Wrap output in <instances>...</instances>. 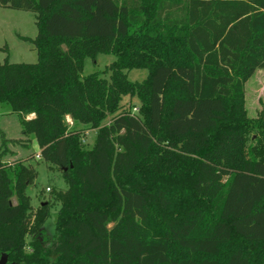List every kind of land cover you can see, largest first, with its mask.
<instances>
[{"label":"trees","instance_id":"16d2710c","mask_svg":"<svg viewBox=\"0 0 264 264\" xmlns=\"http://www.w3.org/2000/svg\"><path fill=\"white\" fill-rule=\"evenodd\" d=\"M0 8L34 13L38 28L34 39L18 35L34 45L36 63L0 62V104L68 186L57 194L58 235L44 238L50 205L33 216L27 194L36 154L7 164L13 141L2 138L0 259L264 264V116L254 124L244 107L246 82L264 70V0H0ZM101 54L116 58L110 78L83 76L86 59ZM132 69L149 74L133 82ZM125 96L139 99L136 112L122 109ZM68 117L97 130L91 149ZM253 128L262 138L249 146Z\"/></svg>","mask_w":264,"mask_h":264},{"label":"rangeland","instance_id":"374dc122","mask_svg":"<svg viewBox=\"0 0 264 264\" xmlns=\"http://www.w3.org/2000/svg\"><path fill=\"white\" fill-rule=\"evenodd\" d=\"M37 34L38 28L34 13L0 8V62H4L8 56L11 63H36L38 56L34 45L21 40L18 35L34 39ZM6 45L9 48L8 52L2 50ZM115 60L116 58L112 54H101L95 62L92 59H86L83 76L98 73L109 79L111 75L109 67ZM127 74L131 81L142 82L147 78L149 71L147 69H132L127 71ZM140 106L141 103L137 97L125 96L123 98L122 109L124 110L131 109L132 112H136ZM244 107L250 122L254 124L261 116H264V70H257L246 82ZM67 120L71 129L81 132L83 147L91 149L96 142L97 130L91 126L76 123L70 117ZM111 120L112 116H109L104 124H109ZM3 137L13 141L7 146L4 153L3 161L7 164L25 161L34 153L36 156L40 154L36 140L22 136L18 115L11 113L7 105L0 104V151L4 150L2 147ZM259 137V129L253 128L247 145H256ZM260 140L263 141V139ZM14 141L18 142L14 143ZM26 164L35 167L39 174L35 182L27 189V194L31 198V214L35 216L43 204L50 205L51 217L46 223L44 238H56L58 235L56 231L57 219L62 208L57 194L67 191L68 186L62 173L53 165L45 163L42 158L36 157L35 160ZM111 227L113 225H110ZM27 240L31 242L32 237L29 236Z\"/></svg>","mask_w":264,"mask_h":264},{"label":"water","instance_id":"95a60500","mask_svg":"<svg viewBox=\"0 0 264 264\" xmlns=\"http://www.w3.org/2000/svg\"><path fill=\"white\" fill-rule=\"evenodd\" d=\"M0 264H8L6 256H2V258L0 259ZM12 264H16V263H12Z\"/></svg>","mask_w":264,"mask_h":264},{"label":"built area","instance_id":"2783aa9c","mask_svg":"<svg viewBox=\"0 0 264 264\" xmlns=\"http://www.w3.org/2000/svg\"><path fill=\"white\" fill-rule=\"evenodd\" d=\"M36 157H37L38 159H40V158H41L40 154H38Z\"/></svg>","mask_w":264,"mask_h":264},{"label":"crops","instance_id":"0c3cea01","mask_svg":"<svg viewBox=\"0 0 264 264\" xmlns=\"http://www.w3.org/2000/svg\"><path fill=\"white\" fill-rule=\"evenodd\" d=\"M39 152H40V148H39Z\"/></svg>","mask_w":264,"mask_h":264}]
</instances>
